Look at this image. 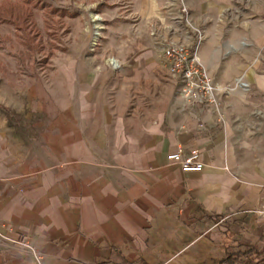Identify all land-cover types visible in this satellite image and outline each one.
Instances as JSON below:
<instances>
[{
    "label": "crops",
    "instance_id": "obj_1",
    "mask_svg": "<svg viewBox=\"0 0 264 264\" xmlns=\"http://www.w3.org/2000/svg\"><path fill=\"white\" fill-rule=\"evenodd\" d=\"M124 1L149 43L191 45L199 30L207 46L221 38L237 51L202 58L222 88L220 113L170 85L160 105H130L140 113L99 105L71 119L66 108L61 127L36 138L39 152L14 150L27 140L0 118V264H221L264 251V0H184L188 27L178 0ZM193 149L201 173L168 160Z\"/></svg>",
    "mask_w": 264,
    "mask_h": 264
},
{
    "label": "rangeland",
    "instance_id": "obj_2",
    "mask_svg": "<svg viewBox=\"0 0 264 264\" xmlns=\"http://www.w3.org/2000/svg\"><path fill=\"white\" fill-rule=\"evenodd\" d=\"M125 13L124 0H0V118L27 140L13 142L14 150L39 152L44 143L36 138L52 121L60 128L68 107L71 119L97 113L99 105L126 115L141 112L130 105H160L167 86L177 95L159 63L160 42L149 43L146 27ZM201 33L199 41L190 32L201 58L237 52L221 38L207 46ZM241 41L245 51L249 41ZM114 56L121 66L112 65Z\"/></svg>",
    "mask_w": 264,
    "mask_h": 264
},
{
    "label": "built area",
    "instance_id": "obj_3",
    "mask_svg": "<svg viewBox=\"0 0 264 264\" xmlns=\"http://www.w3.org/2000/svg\"><path fill=\"white\" fill-rule=\"evenodd\" d=\"M178 1L181 5L180 12L183 15V22L190 26L188 8L184 4V0ZM171 10H174L173 4ZM195 33L200 41L202 39L201 31L195 30ZM160 46L162 65L170 79L176 84L178 97L187 105L201 106L208 113H220L219 96L222 93V88L206 70L199 52V43L187 45L162 40ZM241 86L245 87L246 84L241 83ZM198 128L201 131H206L203 124L198 125ZM168 160L179 166L183 173H201L203 171L202 155L197 149L186 154L179 150L169 155ZM257 214L264 217V207ZM223 221L225 219H219L218 223ZM17 244L30 248L27 243L17 242ZM33 255L39 260L42 259L34 251Z\"/></svg>",
    "mask_w": 264,
    "mask_h": 264
},
{
    "label": "trees",
    "instance_id": "obj_4",
    "mask_svg": "<svg viewBox=\"0 0 264 264\" xmlns=\"http://www.w3.org/2000/svg\"><path fill=\"white\" fill-rule=\"evenodd\" d=\"M262 241L264 243V238ZM221 264H264V251L257 252L250 250L245 253H233L223 259Z\"/></svg>",
    "mask_w": 264,
    "mask_h": 264
},
{
    "label": "bare ground",
    "instance_id": "obj_5",
    "mask_svg": "<svg viewBox=\"0 0 264 264\" xmlns=\"http://www.w3.org/2000/svg\"><path fill=\"white\" fill-rule=\"evenodd\" d=\"M112 64H113V66H117V63L114 61V60H112Z\"/></svg>",
    "mask_w": 264,
    "mask_h": 264
}]
</instances>
